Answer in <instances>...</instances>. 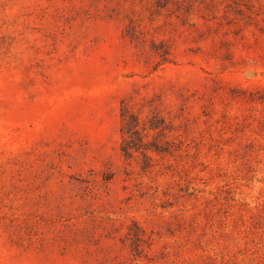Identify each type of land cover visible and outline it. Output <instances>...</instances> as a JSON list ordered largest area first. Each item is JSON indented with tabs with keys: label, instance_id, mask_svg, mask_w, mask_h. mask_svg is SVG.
Listing matches in <instances>:
<instances>
[{
	"label": "rangeland",
	"instance_id": "374dc122",
	"mask_svg": "<svg viewBox=\"0 0 264 264\" xmlns=\"http://www.w3.org/2000/svg\"><path fill=\"white\" fill-rule=\"evenodd\" d=\"M156 1L0 0V264H264V0Z\"/></svg>",
	"mask_w": 264,
	"mask_h": 264
},
{
	"label": "trees",
	"instance_id": "16d2710c",
	"mask_svg": "<svg viewBox=\"0 0 264 264\" xmlns=\"http://www.w3.org/2000/svg\"><path fill=\"white\" fill-rule=\"evenodd\" d=\"M184 0H157V10L167 9L170 3L182 4ZM168 49V48H167ZM169 54L167 50L166 56ZM168 59L164 57V62ZM148 105L132 103L129 99L121 102V153L126 160H136L145 172H153L160 159L174 155L169 133L173 130L157 109L144 110ZM183 146V142H181ZM182 146H179L182 148ZM180 150V149H179Z\"/></svg>",
	"mask_w": 264,
	"mask_h": 264
}]
</instances>
